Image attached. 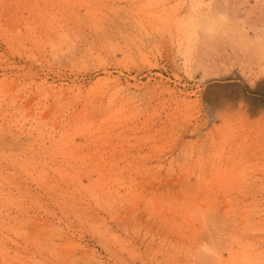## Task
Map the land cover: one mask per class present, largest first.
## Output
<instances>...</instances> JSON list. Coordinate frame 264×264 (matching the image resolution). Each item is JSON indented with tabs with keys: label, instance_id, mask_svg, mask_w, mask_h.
<instances>
[{
	"label": "rangeland",
	"instance_id": "374dc122",
	"mask_svg": "<svg viewBox=\"0 0 264 264\" xmlns=\"http://www.w3.org/2000/svg\"><path fill=\"white\" fill-rule=\"evenodd\" d=\"M12 1L61 37L50 50L30 9L0 21V264L226 262L233 224H209L194 177L209 166V203L232 191L249 225L264 195L246 187L264 177V0Z\"/></svg>",
	"mask_w": 264,
	"mask_h": 264
},
{
	"label": "bare ground",
	"instance_id": "6f19581e",
	"mask_svg": "<svg viewBox=\"0 0 264 264\" xmlns=\"http://www.w3.org/2000/svg\"><path fill=\"white\" fill-rule=\"evenodd\" d=\"M10 1V0H9ZM9 1L8 0H0V21H2V20H4V19H6L5 18V15H7V16H9V17H7V18H10L11 20H13V18L15 17H17V16H14L13 18L11 17V16H13V15H16V11H22V12H24V10H25V12H26V14H27V11H28V14H29V11L30 10H33V7H32V9H30V8H28L27 6V10L24 8V10L22 9H20L19 10V4H18V2H17V4H15V5H18L17 7H11L10 6V4H9ZM12 1V0H11ZM14 1V0H13ZM12 1V2H13ZM21 2V1H20ZM27 2V1H26ZM29 2V1H28ZM27 2V4H29ZM13 3H15V2H13ZM31 4V3H30ZM24 5V4H23ZM25 5H26V3H25ZM31 7V6H30ZM35 8V7H34ZM30 9V10H29ZM36 9V8H35ZM34 9V10H35ZM33 10V11H34ZM22 12H20V13H22ZM32 12V11H31ZM30 12V13H31ZM38 14H39V11L37 10L36 11ZM35 11H34V15H32V14H30V15H32V16H28V18H30V20L27 18V19H25V21H36L35 23H33V26H34V31H36L38 34H35V35H39L40 36V39L42 38V39H44L43 41H47L48 43H49V45L47 44V46H49V49L51 48V46L50 45H52L53 47L55 46L56 47V45L58 46V43L60 42L59 40H60V37H59V31L61 30L60 28H59V26H58V30H57V28L54 26V24H51L49 21H53V20H49L48 19V17L46 16V13H45V11H44V13H45V16L43 15V14H35L36 13ZM19 13V14H20ZM50 13V12H49ZM50 15V14H49ZM26 17H27V15H26ZM52 17V16H51ZM50 18V17H49ZM53 18H55V16H53ZM52 18V19H53ZM10 19L9 20H7L6 19V21H10ZM56 19V18H55ZM66 19H64V21H65ZM4 22H5V20H4ZM56 25V24H55ZM58 25V24H57ZM60 25V24H59ZM32 26V27H33ZM66 26V25H65ZM32 29V28H31ZM65 29V28H64ZM68 29V28H67ZM66 29V30H67ZM61 32V31H60ZM63 32V31H62ZM65 32V31H64ZM66 33V32H65ZM61 34V33H60ZM65 35V34H64ZM62 41V40H61ZM65 41H67V40H65L64 39V42ZM47 42H45V44L47 43ZM63 42V41H62ZM59 45H60V43H59ZM65 46V45H64ZM68 46V45H67ZM63 47V46H62ZM60 48V47H59ZM47 49V48H46ZM50 50H52L53 51V49H50ZM59 51V50H58ZM50 52V51H49ZM56 53V52H55ZM263 63L262 64H264V57H263ZM264 66V65H263ZM264 75V74H263ZM264 81V80H263ZM260 86V85H259ZM261 89L262 90H264V82H262V85H261ZM48 90H50V89H48ZM210 90V89H209ZM207 91V92H210V91ZM212 90V89H211ZM215 91H217V90H215ZM215 91H213V92H215ZM212 91L210 92V93H208L207 94V96L210 98V97H212ZM218 94V93H217ZM216 96V95H215ZM216 98V97H215ZM15 99V98H14ZM210 100V99H209ZM12 102V101H11ZM198 129V128H197ZM215 134H216V132H214L213 131V129H212V131L211 130H208V129H204V130H197V135H195V137L197 138V142L198 143H200V144H205V145H208V147H209V149H210V147L212 148H214L215 149V146H214V141H215ZM217 136V135H216ZM203 147H204V145H199V149H198V155L201 157L200 159H201V161H203L202 159V151H204L203 150ZM208 149V150H209ZM213 149V150H214ZM208 157V156H207ZM205 158V157H204ZM204 162V161H203ZM206 162L208 163V160H206ZM210 162V161H209ZM12 163H14V162H12ZM202 163V162H201ZM15 164V163H14ZM209 164H211V163H209ZM209 164H206V165H209ZM12 166V165H11ZM201 166V165H200ZM199 166V167H200ZM212 166V165H211ZM202 167V166H201ZM209 166H207V168H208ZM203 168V167H202ZM207 168H205L206 170H204V169H202V170H200V169H198L199 170V173H198V175L196 176V177H194V185H195V187L197 188L196 189V191H197V197H198V201L199 200H201L202 198H206V200L208 199V201H206V204L204 205H201V210L203 209H206V212H207V215H208V220H209V224H212L214 221H216L219 217H222L224 220H225V223L227 224V227L229 228V226H231L230 227V229L232 228V225H229V224H233V229L229 232L228 231V229L226 228V229H224V230H222L223 231V236L225 237V243H227V244H225L226 245V248H227V252H228V254H230L231 256L227 259V261L226 262H224L223 263V261H222V263L221 264H264V195L262 196H260V195H258V196H260V197H257V199L259 198V200H260V202H258V205H257V208H256V210H255V212L254 213H252L251 211V213L253 214V215H251L250 217L248 216L249 215V213H247L246 215L250 218V220L251 221H249L250 223H249V225L248 226H244L243 225V223H245V222H241L239 219L241 218H238L237 217V214L236 213H234V211L233 210H230L232 207H233V204H234V202L236 201V199L238 200V197H236L237 195H234L233 194V192L231 191V192H227V193H225V194H223V195H218V193L216 194V195H218L219 196V198H217L216 199V197H215V200H216V202H215V204L213 205L212 203H209V199H211V193H212V195H213V190H212V188L210 187V181L213 179V176L214 175H212V177H209V175H207V173H209V170H207ZM214 168V167H213ZM210 169V168H209ZM203 171V172H202ZM212 173V172H211ZM210 174V173H209ZM217 174V173H216ZM208 176V177H207ZM214 178H216V177H214ZM264 178V177H263ZM263 178H259V177H251V178H249L250 180H252V181H248L249 183L247 184V183H245V185H246V187L248 188H250V191H251V188H252V186H256L257 184H259V186H262V183L264 182L263 180ZM263 179V180H262ZM212 182V181H211ZM243 184V183H242ZM241 184V185H242ZM252 185V186H251ZM235 186V185H234ZM258 186V185H257ZM233 187V186H232ZM236 187H239V186H236ZM235 187V188H236ZM234 188V189H235ZM248 188V189H249ZM260 188V187H259ZM253 189V188H252ZM258 189V188H257ZM262 190V189H261ZM227 191V190H226ZM249 191V192H250ZM254 191V190H253ZM253 191H252V193H253ZM257 191V190H256ZM223 192H225V191H223ZM248 192V193H249ZM236 194H237V192H235ZM240 193V192H239ZM238 193V194H239ZM255 193V192H254ZM253 193V194H254ZM245 194H247V193H245ZM253 194H251V196L253 195ZM196 197V198H197ZM214 197V196H213ZM250 197V196H249ZM243 199V198H242ZM252 199H253V197H252ZM196 200V199H195ZM213 200V199H212ZM254 200H255V198H254ZM251 201V200H250ZM248 202H249V200H248ZM255 202V201H254ZM198 203V202H197ZM244 203V202H243ZM253 203V202H252ZM213 206H212V205ZM250 204V203H249ZM252 205V204H251ZM215 206H217V207H215ZM215 207V208H214ZM236 207V206H235ZM236 208H238V206L236 207ZM254 208L252 207V211H254L253 210ZM202 212V211H201ZM238 216H239V214H238ZM246 216V217H247ZM243 217V216H242ZM244 218V217H243ZM246 219V218H245ZM242 220V219H241ZM246 221V220H245ZM240 228H242L243 230L245 229V231L244 232H246L247 231V234H245V235H242L241 234V236L239 235H237V233H236V231H239L240 230ZM242 231V230H241ZM240 231V232H241ZM242 233V232H241ZM227 238V239H226ZM198 241H199V239H198ZM199 244V243H198ZM232 244H236L237 245V247H238V245H240V246H242V247H244L243 248V250H242V252H243V254H241V256L239 257H236L235 255H234V252H233V250H232ZM203 245V244H202ZM223 248V247H222ZM21 249V248H20ZM23 249H24V247H23ZM245 249V250H244ZM26 250V249H25ZM219 261H221V260H219ZM214 262V261H213ZM216 263V262H215ZM212 264V263H211ZM218 264H220V262L218 263Z\"/></svg>",
	"mask_w": 264,
	"mask_h": 264
}]
</instances>
